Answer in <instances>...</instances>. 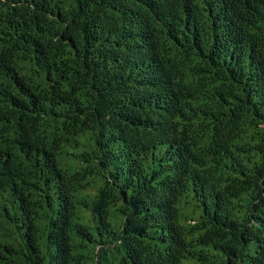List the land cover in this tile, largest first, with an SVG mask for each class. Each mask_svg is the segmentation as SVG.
Listing matches in <instances>:
<instances>
[{
  "label": "trees",
  "instance_id": "obj_1",
  "mask_svg": "<svg viewBox=\"0 0 264 264\" xmlns=\"http://www.w3.org/2000/svg\"><path fill=\"white\" fill-rule=\"evenodd\" d=\"M0 264H264V0H0Z\"/></svg>",
  "mask_w": 264,
  "mask_h": 264
}]
</instances>
